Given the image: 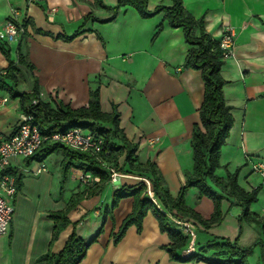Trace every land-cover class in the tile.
<instances>
[{"label": "crops", "instance_id": "obj_1", "mask_svg": "<svg viewBox=\"0 0 264 264\" xmlns=\"http://www.w3.org/2000/svg\"><path fill=\"white\" fill-rule=\"evenodd\" d=\"M118 1L0 0V21L15 11V19L25 24L26 36L16 42L15 58L19 48L33 66L27 70L17 64V90L29 93L36 78L38 100L53 109L58 103L74 109L86 107L89 93L99 90L100 110L110 113L116 107L119 128L129 143L137 145V163L152 162L175 198L185 175L192 171L190 139L193 125L199 121L204 83L200 71L183 67L188 47L182 29L168 26L162 13L142 18L130 6L120 7L115 19L108 22L112 15L105 7H115ZM182 4L195 19H203L211 38L219 39L227 27L232 30L231 55L221 67V77L227 82L223 96L233 116L225 145H241L243 157L232 161L235 169H229L230 161L224 167L230 173L240 168L237 181L244 188L242 182L248 183L251 174L243 173L246 155L264 154V0H182ZM171 5L172 0H147L146 9L152 13L159 6ZM158 25L162 30L154 37ZM77 31L79 35L70 38ZM8 49L11 52L10 45ZM0 62V69L7 67L1 58ZM4 94L0 91V97ZM21 115L18 99L8 97L0 108V132L9 135ZM220 153L222 157L224 153ZM63 156L61 149L49 154L43 162L46 170L38 174L40 162L12 161L21 186L12 201L9 230L0 237V264H45L40 258L61 252L74 231L77 237L91 240L103 211L111 206L113 192L145 182L137 173L121 172L100 194L80 199L66 214L69 224L52 239L50 215L65 211L71 198L88 188L82 181L84 173L77 168L68 170L66 183L61 185ZM119 160L121 165L124 157ZM220 173L218 169L217 175ZM189 191L193 198L185 199V205L206 221L213 213L212 202L206 197L198 199L194 188ZM132 204L131 198L120 199L79 264H205L171 260L165 250L169 238L150 212L142 220L140 232L130 226L117 244L112 243ZM229 207L222 201L220 223L206 229L194 219L172 217L177 229L191 237L188 251L214 238L234 239L238 224L229 216Z\"/></svg>", "mask_w": 264, "mask_h": 264}, {"label": "trees", "instance_id": "obj_2", "mask_svg": "<svg viewBox=\"0 0 264 264\" xmlns=\"http://www.w3.org/2000/svg\"><path fill=\"white\" fill-rule=\"evenodd\" d=\"M98 3L100 2L98 1ZM125 6L132 7L142 18H150L162 13L168 26L182 29L188 47L183 67L192 68L201 73L202 83H204L203 100L198 109L199 121L193 125L190 139L192 171L185 175V184L181 186L176 197L172 198L155 165L150 161H147L143 166L137 163L135 155L137 145L129 143L122 129L119 128V115L116 107L110 113L100 110L99 90L89 93L86 107L74 109L58 103L53 109L49 103H42L38 100L39 89L36 78L29 93L17 90V75L19 74L17 64L24 66L27 70L32 69L33 66L29 61H26V57L21 54L19 48L16 51L15 61H9L8 46L0 43V51L8 60L7 67L0 69V91H3L11 99H18L22 114L32 118V122L38 124L43 131L73 129V127L90 130L95 141H98L101 147V153L95 155L90 152L73 151L64 145L45 141L32 157L24 159L26 164L37 161L45 165L43 162L46 157L61 149L64 155L61 162L63 180L70 168H77L84 173L83 175L90 174L92 177L98 178V182L87 183L88 188L85 193L72 197L71 204L65 211L50 215L54 221L52 239H55L61 230L69 224L66 214L76 207L80 199L98 195L104 190L110 182L112 169L117 167L118 160L122 156L124 161L118 165L117 170L123 173H137L151 185V196L143 181L133 187H119L113 192L111 206L103 211L101 224L91 240L85 241L77 237L74 231L66 239L61 252L46 254L40 260L47 261L45 264H79L86 249L103 231L102 227L106 216L116 208L120 199L128 197L133 200L132 210L121 222L117 233L113 234L112 243L117 244L130 226H135L137 232H140L142 220L150 212L154 215L160 231L165 232L169 238L170 244L165 247V250L171 260L177 262L201 261L205 264H246L245 258L249 252L238 246L237 242L214 238L207 245L200 247L197 253H193L188 251L190 242L187 236L172 227V225L176 226L172 221L173 216L194 219L205 229L213 224H219L223 217L221 210L223 200L241 210L237 224L258 222L249 206L257 201L260 188L249 190L242 188L237 181L240 168L232 173L227 171L224 176L217 175L218 169L221 168L220 150L225 145L233 126L231 106L226 104L223 96V88L227 82L221 77L225 53L220 47V39H213L205 32L203 19H195L190 15L184 9L182 0H172V5L168 8L159 6L152 13L146 9L147 0H119L117 6L105 7L112 15L107 21L111 22L115 19L117 10ZM156 27L154 37L162 30L161 25ZM22 28V37H25V24H22ZM79 32L77 31L70 38L78 36ZM248 159L252 160L249 155H246L245 161ZM14 175L16 176L15 172ZM20 186L21 176L18 175L16 177L17 192H19ZM190 188L196 190L198 199L206 197L212 201L213 213L206 221L185 205L184 196Z\"/></svg>", "mask_w": 264, "mask_h": 264}, {"label": "built area", "instance_id": "obj_3", "mask_svg": "<svg viewBox=\"0 0 264 264\" xmlns=\"http://www.w3.org/2000/svg\"><path fill=\"white\" fill-rule=\"evenodd\" d=\"M16 12L13 11L11 17L0 21V43L9 46L13 42H17L22 38V25L15 19ZM233 33L230 27L222 32L220 39V47L225 53L226 59L231 55V47L233 45ZM8 102V96L0 97V108ZM45 141L53 142L58 145H64L71 150H77L83 153H92L98 155L101 153V147L98 141H95L90 130L73 127V129L65 130H49L43 131L38 124L32 122V118L21 115L20 121L9 135L0 132V237L5 236L9 230L12 221L14 207L12 201L17 195L16 176L12 170V161L17 159H28L41 147ZM249 163L250 171L264 183V158L256 160H246ZM45 165L40 164L35 171L36 174L44 172ZM114 172L111 179L114 177ZM82 181L87 183L98 182V178L92 177L90 174L83 175ZM114 181V179H112ZM147 187L150 192V185L147 181ZM174 223L175 219H172Z\"/></svg>", "mask_w": 264, "mask_h": 264}, {"label": "rangeland", "instance_id": "obj_4", "mask_svg": "<svg viewBox=\"0 0 264 264\" xmlns=\"http://www.w3.org/2000/svg\"><path fill=\"white\" fill-rule=\"evenodd\" d=\"M11 46V52L9 55V61H13V59H15V46H16V42H13L12 44H10ZM0 58L7 62L8 65V60L5 57V55L2 53V51H0ZM2 66L1 62H0V67ZM239 137V136H238ZM237 137V138H238ZM240 138V137H239ZM239 138L237 140H239ZM241 139V138H240ZM241 140H239L240 143ZM221 151L222 153H224L222 155V157H220V176H224L226 174V172L228 171V169L226 167H224V165L228 164V162H232V161H236L237 158H242L243 157V152L241 145L235 144L233 142H231V144L228 145H223L221 147ZM235 153V154H234ZM261 153H264V151H261ZM253 157L252 160H256V156L258 158L262 157L264 158V154H260V155H252ZM120 160H118V164L117 167L114 169H112V172H114V177L112 179H114V181H112V179H110L111 183H114L117 179V177L119 176V174L121 173L120 171H118V165H120ZM233 162L228 164L229 169H235L236 167L233 166ZM250 166L249 163L246 164V167L243 171V173L247 176L249 174L250 171ZM63 178V175H62ZM247 181L248 183L243 184L242 182V186L244 188H247L248 186H252L253 188H257L260 187L262 184V187L259 190V195L257 198V201L255 203H252L249 206V209L252 213L255 214L258 222H249L248 223H244L241 222L238 224V229L235 232V236L234 239L232 240V242H237V245L245 248L249 253L247 254V257L245 258V262L246 264H264V183H262V180H260L257 176H255L254 174H249L247 177ZM66 180L62 179L61 180V185H65ZM145 185H147V181L145 180V182H143ZM148 183H150L148 181ZM185 184V181H184ZM183 184V185H184ZM182 185V186H183ZM148 186V185H147ZM151 186V185H150ZM215 191H217L214 188ZM184 198L187 200H191L192 197V192H190L189 190L186 191V194L184 196ZM210 200V199H209ZM196 201V200H195ZM224 201V200H223ZM210 202H212L210 200ZM222 203V202H221ZM205 203H203L201 205L200 208H204ZM228 214L229 216H232L233 218H235L237 220L240 211L238 210L237 206H231L228 208ZM239 225H240V229H239ZM172 227L174 229L177 228V226L172 225ZM196 234H198V232H195ZM191 237L188 238L189 242H190ZM198 248H195V250H193V253H197L198 252Z\"/></svg>", "mask_w": 264, "mask_h": 264}]
</instances>
